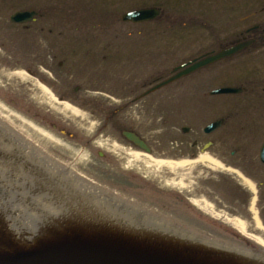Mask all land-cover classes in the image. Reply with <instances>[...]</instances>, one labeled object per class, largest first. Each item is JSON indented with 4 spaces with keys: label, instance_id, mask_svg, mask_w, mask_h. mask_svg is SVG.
I'll return each mask as SVG.
<instances>
[{
    "label": "flooded vegetation",
    "instance_id": "flooded-vegetation-1",
    "mask_svg": "<svg viewBox=\"0 0 264 264\" xmlns=\"http://www.w3.org/2000/svg\"><path fill=\"white\" fill-rule=\"evenodd\" d=\"M146 1L103 0V10L91 12L92 14L86 9L68 6V13L66 12L67 15L64 17L59 7L57 9L59 13L56 14L59 17L55 22L58 28L49 31L54 33L53 45L59 51L52 52L51 56H45L48 52L43 53L38 47L40 42L33 40L35 49L27 52L31 61L20 67L38 81L35 89L36 94H40L39 99L43 96L41 87L44 86L55 98L69 102L80 113L86 114L89 118L94 117L95 120L77 117L68 110V114L56 112L48 104H37L40 109L30 117L41 128L58 132L70 143L79 145L87 151L89 158L85 164L88 175L100 182L102 192H112L115 199L130 207L122 206L123 204L118 206L138 211L140 219H143V216H161L171 223L196 231L213 229L218 225L230 227V221L235 217L244 219L247 223L246 220L249 222L250 217H246L245 213L251 210L253 195L257 193V196H260L261 193L262 196L264 192V163L260 158V149L264 143V86L261 88L263 92L254 91L257 86L264 85V0H205L207 4L219 2L233 4L234 11L228 20L236 22L230 29L208 30L209 36L216 38L220 37L219 33L222 31H229L230 35L227 40H218V43H215L218 49L213 48L203 52L204 54L216 53L243 41L250 40L251 43L225 59L242 58L236 67L229 66L232 69H242L243 74L232 83L239 92L168 95L170 97L168 103L178 100L174 97H185L181 98L182 102H176L171 107L181 111L183 109L184 113L187 111L186 106L190 107L188 109L192 112L190 116L192 123L181 127L177 124L162 126L141 124L140 107L145 108L141 110L143 112L155 106L154 100L150 99L153 93L144 97L141 95L146 86L162 79V74L152 77L149 71L152 69L139 71L135 62L137 59L139 61L140 48L138 49L134 42L137 41L139 34L145 36L154 34L148 32L150 30L138 28L140 23L123 20V15L140 8L158 7L161 14L152 21L164 16L185 20L182 22L185 27L169 32L179 35L187 34V21L211 18L203 13L198 15L187 12L183 7L188 6L186 4H182L177 10L183 1L193 2L194 5L201 3V0H167L165 7L160 4L151 5ZM59 2L61 0H57V4ZM197 7L204 10L202 6ZM40 16L41 13L35 20L19 25L27 26L36 22ZM92 37L96 39L95 42L101 40L105 45L93 46ZM6 41L2 40L3 47L7 48L5 52L8 51ZM128 42L132 44H125ZM34 55L37 59H33ZM6 56L10 58L8 54ZM50 58H60L58 61L60 70H53L51 73L53 77L46 78L36 70V67L50 68ZM4 61L7 62L6 59L3 61L0 59V68L13 67L11 61L7 63ZM222 68L221 65L218 67L219 73L227 70L224 68L225 71L220 72ZM109 69L114 70V73L112 71L108 74ZM172 70V68L169 70L168 77L173 74ZM2 77H5L4 70L0 71V89H6L11 85V81L4 83ZM70 79L72 83L80 82L74 86V92L67 93ZM106 79L119 85L116 87L119 91L99 92ZM19 83L20 85L16 83L12 90L14 99L11 101V96V102L4 99L14 108H17L16 104L19 101L16 96L21 97L26 92V83ZM87 83L89 88L83 95L82 84ZM140 88L143 90L140 91ZM74 95L82 96L84 99L75 98ZM187 100H193L194 103L186 104ZM234 107H237L238 111L233 110ZM18 112L28 117L25 108L18 109ZM220 119L221 125L209 129L210 124ZM174 122H178V119ZM165 130L172 133L166 135L165 140L154 134L155 131L166 132ZM7 133L4 131L3 134L0 131V137L14 150L22 148V143ZM130 136L141 138L153 158L184 162V165L175 171L168 168L156 171L147 161L136 159L135 153L143 149ZM228 148L231 149L229 152ZM14 155H17L16 151ZM204 156L217 161L222 168L211 167L202 162L200 159ZM24 159L26 163L30 162V165L35 166L45 182L42 191H64L57 189L55 175L50 176L46 165L38 163L36 159L28 160L21 156V160ZM262 211L264 212V205ZM261 221L264 225V217H261ZM238 238L242 244L246 243V239L240 236Z\"/></svg>",
    "mask_w": 264,
    "mask_h": 264
},
{
    "label": "rangeland",
    "instance_id": "rangeland-1",
    "mask_svg": "<svg viewBox=\"0 0 264 264\" xmlns=\"http://www.w3.org/2000/svg\"><path fill=\"white\" fill-rule=\"evenodd\" d=\"M167 0H147L146 3L150 2L152 4H160L162 6H166ZM103 0H61L59 4H57V0H0V59L1 61L7 60V62H16L12 68H0L5 71L4 83L10 82L11 85L4 89H0V117L4 119L7 123L21 131L25 136H27L30 140L44 149L47 153H49L53 158L61 162L66 167H71L72 172L79 176L85 183L91 184L94 187L103 188L100 186V183L90 177L86 171L85 161L89 158V153L85 151L79 145H74L70 143L67 139L63 138L58 132H53L51 130H47L41 128L35 120H32V114H36L40 109L37 104H50L48 103L51 100V95L53 94L50 90L43 89V96L40 98V94H36V84L38 81L29 76L25 71L21 72L23 68L20 67L22 64H29L31 59L28 57V51L35 49V44H32L33 40H38L40 42L39 48L43 50L45 56L58 52L56 46L53 45V35L54 33L49 32L51 29L58 28V24H55L56 19L59 17L56 16L61 8V12L63 17L67 15V7H72L75 9H86L87 12H100L103 10ZM182 4H186L188 6H183L186 8L187 12H191L193 14L198 15H206L211 18L210 20H202V19H193V21L186 22V35L170 34L169 32L172 29H180L185 27L182 24L185 20L182 19H173L168 18V16H164L159 20L154 22L139 24L138 28L150 30L148 32L154 34L152 36L141 35L137 37V41L134 42L135 45L138 46L140 51L139 61L135 62L139 71H147L149 70L152 77L160 76L162 74V79L168 77L169 70L173 68L178 63L187 61L205 51L211 50L213 48L218 49L215 46L217 41L227 40L229 38V31H222L220 37H212L209 36L208 30L210 29H230L233 28L234 22L233 20H228L233 13V4H228L224 2H219L215 4H207L205 0H201V3L194 4L196 5L193 9V2L183 1L179 6V10ZM197 6H202L201 8ZM65 8V9H64ZM24 9H35L41 13V16L38 18L36 22H33L27 26L25 25H17L12 24L9 21V15L16 10H24ZM67 12V13H66ZM59 13V12H58ZM71 13V12H70ZM92 14V13H91ZM213 19V20H212ZM65 26L66 23L64 24ZM135 28V27H133ZM34 31H31V30ZM168 31V32H167ZM6 39L8 44V50L10 53L14 54V58H8L6 54L7 48L3 47L2 40ZM92 39L93 46H104L105 42L101 40ZM135 39V38H134ZM55 40V39H54ZM131 40V39H130ZM97 44V45H96ZM125 44H132V42H128ZM55 51V52H54ZM98 51V50H97ZM53 52V53H52ZM85 58V57H83ZM33 59H37L36 56H33ZM60 58L49 59V63H51L50 68H43L42 66H37L36 70L46 78H52L54 71H59L60 67L58 66V61ZM242 58H232V60H224L222 63L212 64L207 68H203L201 71L196 74L188 75L185 78L180 79L178 82H174L172 85L161 89L160 91L153 93L150 99L154 100L155 106H152L150 110H143L144 107H140V121L142 125H154V126H162L169 124H177L179 127L186 126L192 123L190 121L192 112L189 110L190 107L186 106L187 111L182 109L173 108L176 102H182L181 98L185 97H174L178 98L176 101L169 102V94H189L194 95L195 93L207 92L211 88H215L221 85L232 84L235 80H237L238 76L243 74L241 68H229L236 67L239 64ZM83 60V59H81ZM85 61H88L85 58ZM5 62V61H4ZM5 62V63H7ZM18 62V63H17ZM223 66L220 69V72L227 70L224 73L218 72V67ZM35 66V65H34ZM44 69H47L46 72ZM108 74H111L114 70L109 69ZM56 77V75H55ZM70 83L69 90H66L67 93L74 92V86L78 84L80 81L76 83H72V80H69ZM157 81V80H156ZM155 81V82H156ZM19 82L26 83V92L20 97L16 96L19 100L16 104V107L20 109H26L28 112V117L24 114L18 112L17 108H14L8 104L11 102L13 95L12 90L16 86V83L20 85ZM85 82V81H84ZM155 82L153 84H155ZM63 87L62 81L59 82ZM88 84V83H87ZM82 84V94L84 95L85 90L89 88V84ZM234 85V84H232ZM95 86V85H94ZM104 87H100L99 92L103 93H113L119 91L116 87L119 86L116 83L114 84L112 80L106 79V83L102 84ZM150 86V85H148ZM146 86V87H148ZM264 85L261 84L255 88V92H263L261 88ZM99 88V87H98ZM60 89V88H59ZM61 90V89H60ZM143 89L140 88V91ZM15 91V90H14ZM62 91V90H61ZM94 91V90H93ZM113 91V92H112ZM15 92H19L18 90ZM92 93V92H90ZM93 94V93H92ZM11 96V101H10ZM75 98L84 99L82 96L74 95ZM191 96H189L190 99ZM7 101H5V100ZM110 101L115 102L110 99ZM186 104L194 103L193 100L185 101ZM86 103V102H85ZM56 103L52 104V107L56 112H63L66 114L68 111L61 110L57 107ZM189 108V109H188ZM31 110V111H30ZM233 110L238 111L237 107H234ZM180 111L182 112L180 115ZM80 112V111H79ZM20 113V114H19ZM68 114V113H67ZM185 114V115H184ZM31 116V117H30ZM82 118H89L86 114L83 115L81 112ZM215 118V116L213 117ZM210 117V119H213ZM90 120H95L94 117H90ZM178 119V122H174ZM208 120V119H207ZM205 119V121H207ZM204 122V121H203ZM151 129V127H150ZM164 131H155L154 134L158 135L163 140L166 139V135L172 134L167 133V130ZM231 149L228 148L227 152ZM97 155L96 153H94ZM255 154V152H254ZM88 167V166H87ZM111 194H113L111 192ZM262 205H264V192L261 196H257V193L253 195V200L251 203V210L245 213L246 217H250V221L247 223L242 220L244 229L241 230L245 235H249L253 239L257 241H261L264 243V225L261 221V217H264V212L262 211ZM249 224V225H248ZM205 232V231H204ZM225 234V233H224Z\"/></svg>",
    "mask_w": 264,
    "mask_h": 264
},
{
    "label": "water",
    "instance_id": "water-1",
    "mask_svg": "<svg viewBox=\"0 0 264 264\" xmlns=\"http://www.w3.org/2000/svg\"><path fill=\"white\" fill-rule=\"evenodd\" d=\"M160 13L157 8L141 9L129 12L124 15L125 20L134 22H143L151 20ZM36 11H17L11 15V20L14 22H26L34 19ZM248 42L240 43L229 49H224L221 52L207 56L202 59H195L182 66H178L175 70L185 67L170 78L163 80L159 84L153 86L148 90L147 93L154 91L163 85L169 84L172 81L191 73L203 66L218 61L224 57L230 56L244 46ZM187 65V66H186ZM235 91L233 88H222L215 90L212 93H229ZM0 122L7 126L11 131L15 132L20 138L25 140L29 145L37 149L39 152L44 154L46 157L51 159L57 165L62 168L66 166L61 162L53 158L44 149L30 140L21 131L7 123L0 117ZM218 124V123H217ZM214 124L211 126L213 127ZM1 131V128H0ZM132 140L138 145L149 148L144 144L141 139L135 136H130ZM2 139V137H0ZM3 146L5 149L10 148L11 145L8 143H1L0 147ZM16 151H18L16 149ZM30 153V152H29ZM31 154V153H30ZM261 158L264 160V145L260 150ZM35 159L39 162V158L32 154ZM0 156L3 159L15 158L20 160V157L15 156L13 153H5L0 150ZM24 161V160H23ZM50 162V161H49ZM26 164V161L23 164ZM26 167V166H25ZM32 175H39L36 170L28 169ZM73 176L83 180L72 172ZM3 178L0 170V182ZM30 179H32L30 177ZM7 181L6 186L0 185V264H264V259L261 261L255 258H249V261L243 254L227 249L226 245L222 246L211 240H203L200 237H195L190 234L181 232V230L172 226H167L161 223H157L158 227L163 225L164 227L157 230H147L146 227H138L139 225L130 223L125 226L111 225L100 220V216L96 215L93 205L89 196L83 194L78 196L81 200L78 202L76 210L73 213L75 220L69 221H57L59 224L53 228L40 226V232H37L31 225L25 221L23 216L15 215L5 217V206L8 204L12 205L10 201L5 200L3 192H11L13 189H8L9 180L7 177L4 178ZM17 178H14L13 182L16 184ZM31 181L30 188H36V184L33 180ZM2 184V183H1ZM7 187V188H6ZM82 190H88L97 194L96 188H89L80 185ZM35 190V189H34ZM38 192V191H35ZM4 195V196H3ZM99 195V194H97ZM23 192H18V197H22ZM39 198L30 199L32 202V209L36 212L40 211L41 208L50 209L52 206L51 201L44 203L39 195ZM43 200H41V199ZM98 199L101 200L100 197ZM83 201V205H82ZM94 201L99 202L97 199ZM29 203V202H28ZM67 207L73 206L71 200H66ZM101 207H104V213L115 209L114 214L132 215L134 211L125 208L128 213L123 209L120 211L118 208L112 207L109 204L99 203ZM15 206V205H14ZM19 207H22L21 203ZM24 205V208H27ZM92 209V210H91ZM26 210V209H25ZM19 211V210H18ZM37 214H35V217ZM89 218V222L85 225L82 220ZM9 219L12 224H9ZM79 219V220H76ZM132 220H141L139 216H132ZM129 218L126 219L130 222ZM137 228V229H136ZM247 256V255H246ZM248 257V256H247ZM258 259V258H257ZM263 261V262H262Z\"/></svg>",
    "mask_w": 264,
    "mask_h": 264
},
{
    "label": "bare ground",
    "instance_id": "bare-ground-1",
    "mask_svg": "<svg viewBox=\"0 0 264 264\" xmlns=\"http://www.w3.org/2000/svg\"><path fill=\"white\" fill-rule=\"evenodd\" d=\"M42 88V87H41ZM45 89V88H44ZM51 100L50 103H56V105H58V107L61 109V110H68V111H72L74 114L75 113H78L79 111L75 108H73L70 104L68 103H64L63 101H57L55 99V97L52 95L51 97ZM78 115V114H76ZM79 116V115H78ZM80 117V116H79ZM135 157L136 159L138 160H144V161H147L150 166H157V168L161 169L162 167H167L168 169L170 170H175L176 168H179L181 166L184 165V162H175V161H165V160H157V159H153L152 157H149L145 154H142V153H135ZM202 162L206 163L207 165L211 166V167H215V168H222V165L219 164L217 161L213 160L212 158L208 157V156H204L203 158L200 159ZM235 227L243 230L244 229V226H243V223L235 218L234 220L230 221ZM261 245H263L264 247V243L263 242H259Z\"/></svg>",
    "mask_w": 264,
    "mask_h": 264
}]
</instances>
